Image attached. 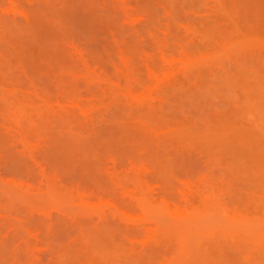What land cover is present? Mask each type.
I'll return each instance as SVG.
<instances>
[{"label":"rangeland","instance_id":"rangeland-1","mask_svg":"<svg viewBox=\"0 0 264 264\" xmlns=\"http://www.w3.org/2000/svg\"><path fill=\"white\" fill-rule=\"evenodd\" d=\"M0 264H264V0H0Z\"/></svg>","mask_w":264,"mask_h":264}]
</instances>
